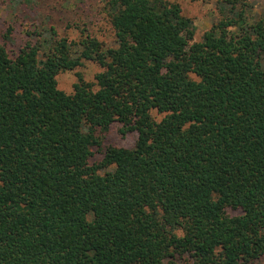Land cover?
<instances>
[{
	"label": "trees",
	"instance_id": "obj_1",
	"mask_svg": "<svg viewBox=\"0 0 264 264\" xmlns=\"http://www.w3.org/2000/svg\"><path fill=\"white\" fill-rule=\"evenodd\" d=\"M4 1L14 22L44 0ZM95 1L113 44L46 14L0 43V264L264 258V8L216 0L195 41L177 1ZM84 61L94 80L59 89ZM113 122L132 147L102 146Z\"/></svg>",
	"mask_w": 264,
	"mask_h": 264
},
{
	"label": "rangeland",
	"instance_id": "obj_2",
	"mask_svg": "<svg viewBox=\"0 0 264 264\" xmlns=\"http://www.w3.org/2000/svg\"><path fill=\"white\" fill-rule=\"evenodd\" d=\"M180 3L185 15L193 19L196 27L194 40H200L205 31H207L214 22L217 21L220 14L216 7V0H172ZM252 6V11H259L264 8V0H245ZM80 5V6H78ZM100 4L95 0H44L39 8L37 7L34 14L29 11L20 15L14 22L7 13L4 0H0V43H4L7 51L12 54L25 40L24 29L27 20L39 17L42 14L51 16L55 21V27L58 35L65 36L68 39H77L79 31L85 29L90 34L96 36L99 40L107 44H113V31L107 19L100 9ZM22 16H26L23 18ZM29 16V18H27ZM11 24L12 31L10 39H3L7 26ZM100 68L92 61H84L72 71H64L57 74L58 88L71 93L73 84L77 82L78 76L85 81H93L94 76ZM193 76V75H191ZM154 117L159 120L162 114L152 111ZM120 124L113 122L107 131L100 133L102 146L112 144L119 147H132L136 133L121 134L119 131ZM94 155L90 158V163H94L101 158V153L97 147H93ZM228 215L239 214V210L226 208ZM248 264H264V258H259Z\"/></svg>",
	"mask_w": 264,
	"mask_h": 264
}]
</instances>
